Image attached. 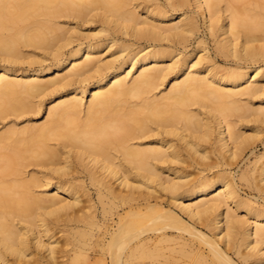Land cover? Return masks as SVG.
Here are the masks:
<instances>
[{
    "label": "bare ground",
    "instance_id": "bare-ground-1",
    "mask_svg": "<svg viewBox=\"0 0 264 264\" xmlns=\"http://www.w3.org/2000/svg\"><path fill=\"white\" fill-rule=\"evenodd\" d=\"M191 4L231 65L186 50ZM45 96V120L23 123ZM249 122L264 124V0H0V264L54 261L46 216L78 203L84 176L109 199L108 264L160 245L264 264V206L225 169L264 130ZM240 178L264 196V153Z\"/></svg>",
    "mask_w": 264,
    "mask_h": 264
},
{
    "label": "rangeland",
    "instance_id": "rangeland-1",
    "mask_svg": "<svg viewBox=\"0 0 264 264\" xmlns=\"http://www.w3.org/2000/svg\"><path fill=\"white\" fill-rule=\"evenodd\" d=\"M190 8L193 10H188L187 12L197 18L199 27L193 42L186 48V50H189L193 44H196L201 40L202 42L200 44L202 47H206V50H200L198 55H202L206 53V51H209L216 64L224 66L231 65L232 63L229 62V60L222 58L219 54L216 55L213 37L210 36L209 30L204 27V17L200 12L195 11L196 6L194 4H191ZM130 48H138V45L135 44L130 46ZM137 72L138 71H135V74ZM90 96L91 94L87 93L85 99H89ZM46 98L47 97L45 96L40 111L34 114L32 112L27 113L26 116L30 117V120L23 123H38L45 120L48 107V100H46ZM254 106H257V104ZM250 125L262 126L264 124L259 122H249L248 125L243 127V129L247 131L245 134L251 133ZM249 143L252 144L247 145V148H244L237 158L231 160L229 164H226L225 169L234 175V182L238 196L245 200H254L255 205L261 207L264 206L263 194H261V192L249 181L240 178V175L242 172H248V170H251L258 156L264 153V130L254 142ZM201 144L205 145V142L202 141ZM214 158L215 156L208 160L212 161ZM186 168L188 172H192L191 177L195 176V173L198 171L195 166H188ZM83 179V184L85 185L84 190H87V193L83 191L84 194L80 195L78 203L58 209L57 212H55L56 214H47V220L51 222L53 227L52 232H54V239H58V249L52 263L48 262L43 254H40V262L38 264H108L107 262L109 261V258L102 256L100 247L103 240L102 237L106 232L108 225L111 223V220L108 221L105 219L106 216H111L110 213L104 211V202H108L109 199L106 197L107 199H104L103 202L101 200L102 198L97 194L96 185L92 184L89 178L85 176ZM106 208H110L108 203L106 204ZM111 210L115 212L114 208ZM239 212L241 214L245 213L243 210H240ZM113 216H115V219L117 218V215ZM94 221H97L98 223L93 224ZM45 239H48V237ZM159 247L161 248L159 249L158 247H155L150 255H145V258H136L137 260L135 259L134 263L189 264V261L193 258V255L188 252L184 253L181 250L171 251L166 249V245H160Z\"/></svg>",
    "mask_w": 264,
    "mask_h": 264
}]
</instances>
